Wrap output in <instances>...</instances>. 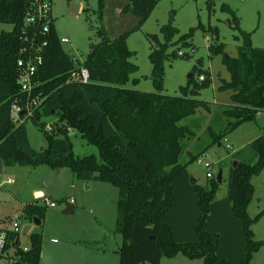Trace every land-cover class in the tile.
Here are the masks:
<instances>
[{
    "label": "trees",
    "instance_id": "16d2710c",
    "mask_svg": "<svg viewBox=\"0 0 264 264\" xmlns=\"http://www.w3.org/2000/svg\"><path fill=\"white\" fill-rule=\"evenodd\" d=\"M33 1L0 0V25L12 27L10 32L0 33L3 167L67 168L78 181L116 187V229L122 238L119 264H160L163 258L173 259L177 255L201 260L203 264H249L263 247V242L254 240L251 227L264 212L252 219L247 207L253 197L251 178L264 167V132L249 146L257 157L256 163L238 161L230 170L225 198L216 200L220 184L213 176L204 187L190 181L187 168L204 152L190 155L181 164L186 142L196 134L180 123L195 116L199 109L210 113L209 103L198 97L210 87L211 80L198 71V80L192 73L194 79H188L187 85L179 88V96L162 94L164 64L178 56L175 52L167 53L178 35L171 25L173 13L169 23L160 28L163 43L148 55L152 93L125 87L138 71L130 62L135 54L128 49L127 39L140 30L161 0H125L121 12L130 13L137 20L136 25L112 39L101 26L97 30L99 42L89 46L81 63L71 59L63 49L51 22L48 33L37 36L40 45L46 43L32 92L39 106L31 117L23 115L14 122L11 106L24 99L17 85V60L19 50L27 45L22 41V32L28 12L26 5ZM97 5L101 18L106 0H97ZM235 29L239 30L237 20ZM207 31L218 38L216 30ZM192 34L193 30L178 39L183 47H191L187 41ZM239 34L242 44L235 58L224 53L223 45L209 47L212 55L222 54V64L229 74V81L223 82L218 90L231 92V104L222 106L221 111L226 119L224 129L218 134L207 129L210 147L220 145L227 135L242 124L255 121L264 111V49L252 47L250 34L240 30ZM79 66L88 71L87 84L71 80V73ZM137 83L138 80H132L133 85ZM44 119L54 120L51 131H45ZM29 121L45 132L46 146L41 151L29 145L26 131ZM70 132L95 147L97 157L75 156ZM44 208L42 202L26 205L24 211L29 215L37 213L41 221ZM22 249L19 234L11 233L7 251H11L15 264H40L42 235L31 234L28 250Z\"/></svg>",
    "mask_w": 264,
    "mask_h": 264
},
{
    "label": "rangeland",
    "instance_id": "374dc122",
    "mask_svg": "<svg viewBox=\"0 0 264 264\" xmlns=\"http://www.w3.org/2000/svg\"><path fill=\"white\" fill-rule=\"evenodd\" d=\"M118 2L126 3L125 0H106L109 10L103 12L100 18L97 0H50V21L58 38L68 40L62 47L71 59L79 63L84 61L89 46L100 40L97 30L101 26L112 39L136 25L137 20L130 13L115 15L113 6ZM71 5L79 7L77 15L69 14ZM171 14V25L178 30V35L167 53L175 52L178 56L164 64L162 94L179 96V88L187 85L192 73L195 74V81L198 80V71L210 78V87L202 90L198 97L209 103L210 113L199 109L195 116L180 123L196 134L193 140L186 142L180 162L184 164L190 155L204 152L199 160L203 165L209 164L210 169H204L195 161L188 166L187 171L203 187L209 182L207 172L216 178L221 171L222 182L216 195L219 201L227 195L229 172L233 163H256L257 157L249 146L264 132V111L258 114L255 121L244 123L227 135L220 145L210 147L212 141L207 129L210 128L215 134L224 129L226 119L221 111L222 106L231 104V92L218 90L223 82L229 81V74L222 64V54L212 55L209 47L223 45L224 53L235 58L242 44L240 30L250 34L253 48L264 49V0H161L140 30L127 39L128 49L135 54L130 62L138 67L137 73L126 84L127 89L154 92L148 55L158 44L163 43L160 28L169 23ZM236 20L239 30L235 29ZM11 29V26L0 25V33L10 32ZM208 29L216 30L218 38ZM191 30L192 38L187 41L191 47H183L178 39ZM132 80H138L137 85H133ZM43 121L46 124L45 131L55 123L53 119ZM26 131L33 150L41 151L45 148L44 131L30 121L26 124ZM69 140L75 156L97 157V149L87 145L77 133L70 132ZM251 184L253 197L247 213L253 219L264 212V167L252 176ZM38 190L43 191L47 197L50 195L51 202L55 204L53 208L45 206L41 212V221L37 213L29 215L24 211L26 201H32V193ZM117 200L116 187L103 182L78 181L67 168H4L0 175V229L10 230L11 224L18 222L22 248H27L31 234H41L40 264H119L118 250L122 238L116 229ZM66 204L74 207L73 214H62ZM35 220L40 224H36ZM251 230L254 240L263 242V247L254 254L249 264H264V214L252 225ZM0 264H8L7 258H1ZM160 264L203 263L201 260H188L177 255L173 259L163 258Z\"/></svg>",
    "mask_w": 264,
    "mask_h": 264
},
{
    "label": "built area",
    "instance_id": "2783aa9c",
    "mask_svg": "<svg viewBox=\"0 0 264 264\" xmlns=\"http://www.w3.org/2000/svg\"><path fill=\"white\" fill-rule=\"evenodd\" d=\"M50 0H34L24 18V30L22 32V41L27 44L23 45L19 50V58L17 60L18 79L17 85L20 93L23 95V100H16L10 109V116L14 122H18L21 116L31 117L34 109L39 106L37 99L32 98V92L36 86L34 79L37 71L42 66V53L46 47V43L39 44L37 36H44L49 31L50 21ZM62 44L68 43L65 38L60 39ZM182 55V54H179ZM71 80L81 84L89 82V74L82 66L71 73ZM203 77L199 78L202 81ZM20 113H23L20 115ZM51 131V127H48ZM198 165H202L204 169L209 170L210 165L204 164L197 159ZM206 178H212L211 173H206ZM44 203L50 207H55V204L44 200ZM11 233L19 234L18 222L11 224V229H0V259L7 258L8 264H15V259L12 257L11 251H7L9 246V235ZM24 252L28 249L23 248Z\"/></svg>",
    "mask_w": 264,
    "mask_h": 264
},
{
    "label": "water",
    "instance_id": "95a60500",
    "mask_svg": "<svg viewBox=\"0 0 264 264\" xmlns=\"http://www.w3.org/2000/svg\"><path fill=\"white\" fill-rule=\"evenodd\" d=\"M26 7L29 8V4H27ZM78 12H79V7L78 6H73V5L70 6V12H69L70 15H77ZM188 79H194V75L193 74L189 75ZM22 114L23 113H20V115H22ZM236 165H237V162H234L232 168H235ZM2 168H3V165H2V161L0 159V175L3 172ZM221 179H222V173H221V171H219L217 176H216V181L218 182V184L221 183ZM190 181L192 183H196V181L193 180L192 178H190ZM73 213H74V207L72 205H70V204H68V205L66 204L65 209L62 211V214L71 215ZM35 223L36 224H40V222L38 220H35Z\"/></svg>",
    "mask_w": 264,
    "mask_h": 264
},
{
    "label": "crops",
    "instance_id": "0c3cea01",
    "mask_svg": "<svg viewBox=\"0 0 264 264\" xmlns=\"http://www.w3.org/2000/svg\"><path fill=\"white\" fill-rule=\"evenodd\" d=\"M126 5V3H123V2H118L117 3V5L115 4L114 6H113V8H114V13H115V15L117 14V15H122V8L124 7ZM107 7H108V5H107V3H106V5H105V11L104 12H108L107 10H109V7H108V9H107ZM258 116V115H257ZM260 136V135H259ZM5 167H3L2 168V170L4 169ZM33 194V200L32 201H30V202H28V201H26V205H31V204H33V205H35V204H40V203H44V200H46V201H48V202H51V200H50V195L47 197V195H45L44 194V192L43 191H41V190H38V191H36V192H33L32 193ZM53 203V202H52ZM45 204V203H44ZM25 205V206H26ZM45 206H48V205H46L45 204ZM50 207V206H49Z\"/></svg>",
    "mask_w": 264,
    "mask_h": 264
}]
</instances>
